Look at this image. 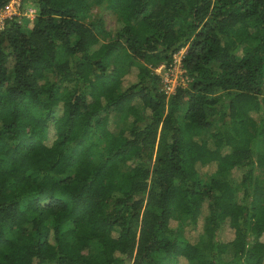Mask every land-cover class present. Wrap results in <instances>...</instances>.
<instances>
[{"label":"trees","instance_id":"1","mask_svg":"<svg viewBox=\"0 0 264 264\" xmlns=\"http://www.w3.org/2000/svg\"><path fill=\"white\" fill-rule=\"evenodd\" d=\"M30 2L0 29V264H264V0ZM180 49L166 97L153 68Z\"/></svg>","mask_w":264,"mask_h":264},{"label":"rangeland","instance_id":"2","mask_svg":"<svg viewBox=\"0 0 264 264\" xmlns=\"http://www.w3.org/2000/svg\"><path fill=\"white\" fill-rule=\"evenodd\" d=\"M27 6H33L31 4L30 0H20L19 9L15 10V11H11L10 15L11 16H18L21 12L22 16L19 18V22H21L23 25L25 24L26 28H29V27H31V21H32L34 16L24 14ZM85 22H100L102 25V28L109 33V38H114V33L117 29V23H116V19H115V14L110 9H106L104 6H100V5H92L89 9L87 17L85 18ZM126 59H127V57L125 56L124 53L118 54V56L116 58V60L118 62L126 61ZM138 62L140 64H143L142 61H138ZM147 66H149V65H147ZM124 78L127 82L133 81L135 79L133 74H131V73H128L127 75H125ZM190 80L191 79H189V81L187 82V86L190 83ZM185 100H186L185 98H182L179 111L177 112V118L179 121H181V116L183 113V109L185 107V105H184ZM219 126H220L219 122H217V120H214L211 127L201 131V136L203 138L207 139L209 137L210 132L213 129L218 128ZM128 127H130V122L128 120H126L121 114L114 112L113 116H112V130H113V132L116 133L120 129H126ZM91 138H92V141L94 143L93 159L96 161L104 153V141L100 138L99 134L95 131V129L93 130V133L91 134ZM255 147L258 151L264 153V135L260 136L256 140ZM120 169L124 170L125 167L123 165H120ZM256 173H257L259 179L261 180V183L264 186L263 171L260 169H257ZM211 177L217 178L220 180H226V181H229L233 186L235 185V183L230 179V177L227 174H224V173L220 174L219 173V174H214ZM211 177L203 176L201 180L203 182H207ZM235 187H237V185H235ZM110 206H111V203L108 204V208ZM186 227H187L186 220L185 219L180 220L179 221V229H178V236L179 237L182 236L183 230H185ZM218 234L222 240H227L231 237V231L225 225L222 226V228L219 230ZM95 250H97V244L94 242H91L88 245V247L83 249V252L86 253V252L95 251ZM222 264H240V259L233 260L230 262H222Z\"/></svg>","mask_w":264,"mask_h":264},{"label":"built area","instance_id":"3","mask_svg":"<svg viewBox=\"0 0 264 264\" xmlns=\"http://www.w3.org/2000/svg\"><path fill=\"white\" fill-rule=\"evenodd\" d=\"M19 5L20 0H9L0 11V29L3 26L4 20L11 17V11L18 10ZM24 14L35 16V6H27ZM182 54L183 51L180 49L173 54L170 64H160L153 69V73L159 77V88L166 97L172 95L177 88H187L189 79L184 68L181 66Z\"/></svg>","mask_w":264,"mask_h":264}]
</instances>
